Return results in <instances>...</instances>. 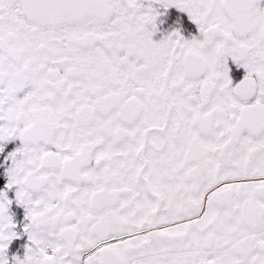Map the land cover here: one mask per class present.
Segmentation results:
<instances>
[{
  "label": "snow or ice",
  "instance_id": "1",
  "mask_svg": "<svg viewBox=\"0 0 264 264\" xmlns=\"http://www.w3.org/2000/svg\"><path fill=\"white\" fill-rule=\"evenodd\" d=\"M0 264H264V0H0Z\"/></svg>",
  "mask_w": 264,
  "mask_h": 264
}]
</instances>
